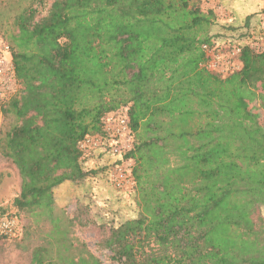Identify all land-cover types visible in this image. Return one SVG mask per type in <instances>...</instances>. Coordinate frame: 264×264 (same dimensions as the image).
<instances>
[{"label":"trees","instance_id":"obj_1","mask_svg":"<svg viewBox=\"0 0 264 264\" xmlns=\"http://www.w3.org/2000/svg\"><path fill=\"white\" fill-rule=\"evenodd\" d=\"M260 13L208 35L216 14L200 0H30L9 38L17 91L0 100L13 119L0 154L20 176L12 206L50 215L54 190L88 175L79 141L127 107L140 213L102 238L105 259L264 264V39L244 41L264 34ZM218 41L239 48L224 76L205 66L202 46ZM50 244L29 264H103L86 249L54 259Z\"/></svg>","mask_w":264,"mask_h":264},{"label":"rangeland","instance_id":"obj_2","mask_svg":"<svg viewBox=\"0 0 264 264\" xmlns=\"http://www.w3.org/2000/svg\"><path fill=\"white\" fill-rule=\"evenodd\" d=\"M30 0H0V43L9 45L14 32L13 19ZM203 10L209 7H255V0H200ZM257 7L264 8V0H256ZM256 2V3H257ZM219 12V11H218ZM216 23L208 30V35L222 34L226 25H233L229 15L222 21L221 13H216ZM260 13L259 16H263ZM223 23V24H222ZM264 35V34H263ZM260 32L244 37V41L260 48L264 39ZM224 58L227 44L216 42ZM13 124L11 116L0 112V131ZM114 157L92 153L81 162L88 175L76 184H67L54 190V204L50 215L43 211L23 213L12 206V200L20 191V176L14 164L0 154V210L12 215L18 222L16 237H0V264H29L32 250L51 241L50 253L55 259L74 258L85 255V250L98 255L103 264H114L105 259L107 251L101 248V240L111 227L135 218L140 213L137 191L131 176L130 183L118 188L112 181ZM257 215L264 225V207ZM57 259V258H56Z\"/></svg>","mask_w":264,"mask_h":264},{"label":"built area","instance_id":"obj_3","mask_svg":"<svg viewBox=\"0 0 264 264\" xmlns=\"http://www.w3.org/2000/svg\"><path fill=\"white\" fill-rule=\"evenodd\" d=\"M264 23V15L261 17ZM208 60L205 66L224 76L229 72L240 68L238 59L239 48L226 46V56L223 58L219 52L218 45L208 48L203 45ZM17 91V83L14 78L12 54L10 46L0 43V100H4ZM101 133L86 135L78 143V148L82 152L81 162L87 159L92 153L114 157L112 181L116 187L122 188L130 183L131 161L125 159V154L133 146V135L129 126L127 107H122L116 111L109 112L102 117ZM19 234V225L14 217L0 215V236L11 238Z\"/></svg>","mask_w":264,"mask_h":264},{"label":"crops","instance_id":"obj_4","mask_svg":"<svg viewBox=\"0 0 264 264\" xmlns=\"http://www.w3.org/2000/svg\"><path fill=\"white\" fill-rule=\"evenodd\" d=\"M256 2L257 1L255 0L254 2L255 7H234L237 4L236 2L231 5L232 7H218L217 9L215 7H209V8L212 9L215 14L221 13L219 17L222 18V21L225 19L229 20L227 17L232 14L233 16H230V18L234 19V24L233 25L231 24L230 26H238L242 24V21L246 16L255 14L263 8V7H257L259 5H258V2L257 3ZM238 30H241V29H238Z\"/></svg>","mask_w":264,"mask_h":264}]
</instances>
